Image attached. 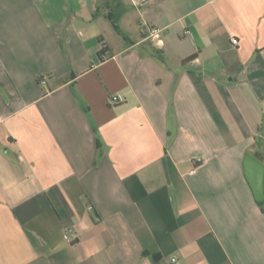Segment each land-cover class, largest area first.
I'll return each instance as SVG.
<instances>
[{"label": "crops", "instance_id": "0c3cea01", "mask_svg": "<svg viewBox=\"0 0 264 264\" xmlns=\"http://www.w3.org/2000/svg\"><path fill=\"white\" fill-rule=\"evenodd\" d=\"M0 264H264V0H0Z\"/></svg>", "mask_w": 264, "mask_h": 264}, {"label": "built area", "instance_id": "2783aa9c", "mask_svg": "<svg viewBox=\"0 0 264 264\" xmlns=\"http://www.w3.org/2000/svg\"><path fill=\"white\" fill-rule=\"evenodd\" d=\"M186 33L189 34L190 31H187ZM150 36L152 38H154V39H160L161 30L158 29V28H152V27H150ZM233 43L234 44H237L238 43V40L237 39H234L233 40ZM105 59H107V58L105 57ZM46 80H47V77L46 76L42 77L41 78V83L42 84H45L46 83ZM111 102L113 104H121V103L125 102V98L123 96H114V97H112ZM170 262L171 263H176L177 260L176 259H172Z\"/></svg>", "mask_w": 264, "mask_h": 264}, {"label": "trees", "instance_id": "16d2710c", "mask_svg": "<svg viewBox=\"0 0 264 264\" xmlns=\"http://www.w3.org/2000/svg\"><path fill=\"white\" fill-rule=\"evenodd\" d=\"M100 55H103V53H101Z\"/></svg>", "mask_w": 264, "mask_h": 264}]
</instances>
